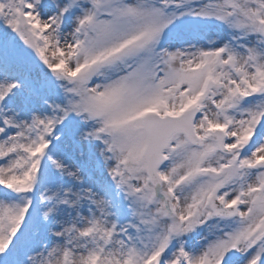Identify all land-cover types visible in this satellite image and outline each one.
I'll return each instance as SVG.
<instances>
[{
	"label": "snow or ice",
	"instance_id": "6c2138e0",
	"mask_svg": "<svg viewBox=\"0 0 264 264\" xmlns=\"http://www.w3.org/2000/svg\"><path fill=\"white\" fill-rule=\"evenodd\" d=\"M0 264H264V0H0Z\"/></svg>",
	"mask_w": 264,
	"mask_h": 264
}]
</instances>
